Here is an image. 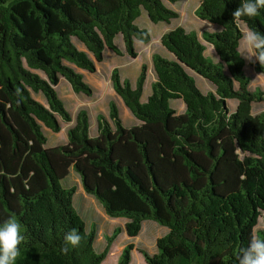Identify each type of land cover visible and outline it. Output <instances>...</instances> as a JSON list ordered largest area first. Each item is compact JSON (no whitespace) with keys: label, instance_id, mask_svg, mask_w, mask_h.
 Here are the masks:
<instances>
[{"label":"trees","instance_id":"1","mask_svg":"<svg viewBox=\"0 0 264 264\" xmlns=\"http://www.w3.org/2000/svg\"><path fill=\"white\" fill-rule=\"evenodd\" d=\"M242 2L202 0L195 11L222 28L202 34L218 62L206 56L193 31L178 26L162 36L175 59L152 56L156 80L146 102L147 64L135 87L112 70L113 89L138 124L126 127L111 101L109 117L97 116L96 137L90 136L88 113L80 110L67 142L47 147L42 124L59 133L58 116L73 121L56 90L61 78L76 94L93 95L68 64L95 73L105 50L123 56L118 36L137 58L135 41L152 40L136 23L142 12L156 24H170L179 13L164 0H0V223L14 218L21 226L25 239L15 264H103L108 258L122 228L106 237L103 252L96 251L97 228L87 230L74 205L76 187L62 183L72 168L108 216L129 219L130 237L145 220L169 228L156 255L141 251L147 264H238L253 236L264 240V230H256L264 222V112L252 113L264 91H250L239 50L242 23L264 33V10L237 26L232 13ZM255 70L264 72L258 62ZM190 71L215 91L203 93ZM33 93H42L49 106ZM173 100H182L185 111L179 114ZM228 100H237L234 112ZM72 229L84 239L64 254V236ZM133 249L127 245L117 264H130Z\"/></svg>","mask_w":264,"mask_h":264},{"label":"rangeland","instance_id":"2","mask_svg":"<svg viewBox=\"0 0 264 264\" xmlns=\"http://www.w3.org/2000/svg\"><path fill=\"white\" fill-rule=\"evenodd\" d=\"M164 2L167 5H169L168 7L170 9L177 11L181 15L180 18L174 19L171 25L165 22H160L157 24L153 23L149 19L146 11H143L142 15L136 20L137 25L140 28L147 29L153 38L151 45H152V49L154 53L152 55H154L155 53L161 54L163 52L161 49V46L163 45L161 43V40H158V37L160 34L159 31L166 28L167 25L172 26V27L184 25L185 27L189 28L193 32H200L201 29L199 26H201L202 25L201 23L204 22L195 15V11L200 5L201 0H178L176 3H169L166 0H164ZM245 29H247V26L244 24V30ZM74 42L80 49L83 50V44H81L75 38H74ZM205 42L207 43V41ZM116 45L124 52L123 56L117 55L112 50H105L104 60L101 63H97V71L95 73H89L86 70L82 71V73L80 72L83 75L84 80L92 87L93 89L92 96H87L85 94H76L72 90L70 83L64 78H61L60 83L56 87L59 97L64 102L68 111L71 113L73 119L76 118L77 113L80 110H85L88 113L89 124H90V129L92 133H94L98 127V121H97L98 115L101 114L105 117H109V103L111 101H114L117 104L120 117L126 127L133 126L132 125L133 122L137 121L132 113L130 114L126 113L125 108L127 107L125 106L122 98L118 96L116 93H113L114 89H113L112 81H111V73L113 69L118 68L121 76L124 79H127L130 82L136 83V80L140 74L142 65L144 63L148 64V62L152 61V55L150 54L151 48L147 46L148 44H145L137 40V51L140 53V56L136 59V58H132L131 56H129V54L126 52L125 44H124L122 36H118L116 38ZM90 56L93 58L92 54H90ZM208 57H210V53L208 54ZM68 65L74 68V65L72 64H68ZM226 72L228 73L227 69H226ZM244 72L251 79V83L249 86L250 91L254 92L257 89L264 91V75H259L260 73H258L255 70V63L252 64L246 60V66L244 68ZM190 73L193 74L192 71H190ZM41 75L44 76L43 73H41ZM193 77L195 78L197 82V86L200 88V90L203 93H207L209 91H215V86L209 81H207L206 79H204L203 77L199 76L196 73L193 74ZM152 79H153V74L149 73L148 88L147 90L144 88V94H143L144 100L148 92H150V94L152 93V83L153 82L149 83V81H151ZM71 91H72L73 96H70ZM35 97L39 99L46 106H49L47 103L46 97L44 95L40 96L38 94V95H35ZM182 103H183L182 100L171 101L172 107L175 108L179 114L181 113L182 111L181 109L184 104ZM236 105H237V100H230L228 102V108L233 112L236 109ZM261 112H264V101L254 102L253 107H252V113L254 115H258ZM58 120L61 125V131L59 133H54L53 131H51L50 129H48L46 126L42 124L43 132L48 139V142L46 145L47 147H55L58 145L65 144L68 140L67 131L70 127L73 126V122L66 123L59 116H58ZM65 184H67V182H65ZM81 197L82 195L80 193H77L76 195L77 203ZM77 203L75 204L76 209L78 207ZM92 216L93 217L89 221L88 219H86L88 222L89 230L92 227V225H94L95 227L98 226V228L99 227L103 228L104 226H106L105 222L103 221L100 214L97 213V211L94 212ZM256 230H264V222L262 219H260V222L258 226L256 227ZM108 236L109 235H106V237ZM112 261H113V258H111L104 264H112ZM134 263H137V260L134 259Z\"/></svg>","mask_w":264,"mask_h":264},{"label":"crops","instance_id":"3","mask_svg":"<svg viewBox=\"0 0 264 264\" xmlns=\"http://www.w3.org/2000/svg\"><path fill=\"white\" fill-rule=\"evenodd\" d=\"M167 6H169V5H167ZM180 17H181V15L179 13V18ZM173 21L174 20H172V22ZM172 22L169 25H171ZM201 24L202 25L199 26L201 31L200 32H195V33L197 34L199 40L202 42V44L206 48V50H205L206 56H208V54L210 53V57L209 58L212 61H214V62H218L219 61V57H218V55H217V53L215 51L214 46L212 44L208 43V42L206 43L204 41L203 37H202V34L205 31H208V32H219V31H221L222 28L219 25H217V24H212V23H209L207 21H204ZM209 25H211L212 28ZM176 27H178V26H176ZM176 27H172V26H168L167 25L166 28H164L163 30H160L159 31L160 34H159L158 40H161L162 36L165 33H167L168 31H170V30H172V29H174ZM182 27H184L189 32L192 31L189 28L185 27L184 25H182ZM241 28H242V31H243L244 30V23L241 24ZM151 42H152V40H151ZM151 42L147 46H149L151 48L150 54L152 55L154 53V51L152 49V45H151L152 43ZM135 46H136V50H137V40L135 41ZM161 49L163 51L161 53L162 56H164V57H166L168 59H171V60L175 59V56L170 51H168L164 46H161ZM239 50L241 51L240 47H239ZM123 54H124V52H123ZM139 56H140V53L138 52L137 58ZM147 65H148V77H147V80H146V83H145V86H144V88L146 90L148 88L149 73L153 74V79L151 81H149V83H152V82H154L156 80V73H155V69H154V65H153V60L151 62H148ZM74 69L76 71H78V72H81V73H82V71H84L82 69L77 68L76 66H74ZM136 83H137V80H136ZM136 83L131 82L132 86H134V87L136 86ZM113 93H116V92L113 91ZM38 94L40 96H43L42 93H38ZM38 94L33 93L34 97H35V95H38ZM150 95H151L150 92H148L147 96L145 97V100H144V98L142 96V102H146ZM37 100H39V99H37ZM229 101L230 100H228V102ZM237 104H238V102H237ZM236 107H237V105H236ZM125 110H126V113H129V114L131 113V111H129L127 108H125ZM181 110L183 112L185 111V105L184 104H183V107H182ZM182 111H181V113H182ZM75 120H76V118L73 119V121H72L73 125L75 123ZM138 123H139V121L137 120V121L133 122L132 125L134 126V125H136ZM97 135H98V127H97V130H95L94 133H92V131L90 129V136L96 137ZM65 182H67V184H65ZM62 183H63L65 188L76 187L77 191H76V194L74 196V205L77 203V199H76L77 193H80L82 195V197L80 198V200L77 203V205H78L77 211L82 216V218L85 220L87 230H89V228H88V222H87L86 219H88V221H89L93 217L92 216L93 213L96 212V211H97V213L100 214V216L102 217L103 221L105 222L106 226H104L103 228H100V227L98 228V226L96 227L97 228V234H96V240H95V248H96L97 252H99V253L103 252L104 249L106 248V245H107L106 238H105L106 235L110 236L115 231L116 228H118V227L122 228V232L119 234V236L113 242L110 254H109L108 258L105 260V262H107L108 260L113 258L112 264H117L121 254H122V252L124 250V248L127 245H129V244H133L134 245V249L132 251V260H131L130 264H147L146 260H145V257L141 253V251H146L151 256L156 255L158 253L157 241H158L159 238H162V237H164V236H166L168 234V232H169V228L168 227L162 226V225H160L159 223H157L156 221H153V220H145L142 223V228H141L140 233L137 236H135V237H130L127 234L126 228H125L126 224L129 222V219L128 218H124V217L113 218V217L108 216L106 214L103 206L101 205V203L92 194H89V193H87L84 190L81 178H80L79 174L73 168L70 170V174L62 181ZM134 259L137 260V263H134Z\"/></svg>","mask_w":264,"mask_h":264},{"label":"clouds","instance_id":"4","mask_svg":"<svg viewBox=\"0 0 264 264\" xmlns=\"http://www.w3.org/2000/svg\"><path fill=\"white\" fill-rule=\"evenodd\" d=\"M261 10H264V0H243L232 13L233 22L238 26L242 17H256L260 15ZM240 48L241 57L250 63L258 62L261 68H264V33L252 28L243 30ZM259 75H264V72ZM240 151L237 147L234 154L238 155ZM24 239L21 226L14 218L0 223V264H15ZM83 239L77 230H70L64 236L62 252L67 254L73 248L79 247ZM236 259L238 264H264V240L253 236L248 246L240 249Z\"/></svg>","mask_w":264,"mask_h":264}]
</instances>
